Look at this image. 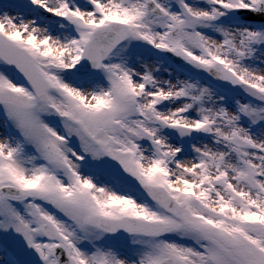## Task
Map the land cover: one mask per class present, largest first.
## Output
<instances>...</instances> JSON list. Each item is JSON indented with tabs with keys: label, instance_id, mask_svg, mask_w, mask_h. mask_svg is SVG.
Instances as JSON below:
<instances>
[{
	"label": "snow or ice",
	"instance_id": "6c2138e0",
	"mask_svg": "<svg viewBox=\"0 0 264 264\" xmlns=\"http://www.w3.org/2000/svg\"><path fill=\"white\" fill-rule=\"evenodd\" d=\"M0 264H264V0H0Z\"/></svg>",
	"mask_w": 264,
	"mask_h": 264
}]
</instances>
